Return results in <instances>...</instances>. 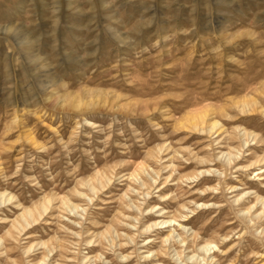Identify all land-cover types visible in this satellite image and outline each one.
Wrapping results in <instances>:
<instances>
[{"label": "clouds", "instance_id": "clouds-1", "mask_svg": "<svg viewBox=\"0 0 264 264\" xmlns=\"http://www.w3.org/2000/svg\"><path fill=\"white\" fill-rule=\"evenodd\" d=\"M99 7L106 10L110 5L102 0ZM205 7L210 14L211 5ZM91 11L96 33L88 44L91 50L64 69L67 77L79 71L81 62H95L101 55L102 33L103 43L106 36L121 57L151 56L153 47L161 58L166 52L167 37L149 39L163 30L165 17L148 16L139 8L126 23L106 13L101 28L95 0ZM260 15L255 13L240 27L235 43L254 45L264 60ZM181 32L196 36L200 30L192 21ZM248 63L241 60L239 67L246 69ZM165 99L168 103L161 104L143 128L134 122L141 119L135 111L97 106L66 112L76 121L70 141L59 138L42 155L24 152L12 171L0 159V225L11 224L0 232V264H94L98 259L102 264H240L250 257L264 258V211L256 210L264 208V197L252 204L259 194L246 183L264 188V127L247 123L255 118L264 124V98L230 111L209 104L203 123L179 140L172 130L175 110L193 99V89H174ZM194 131L203 139L185 143ZM33 205L40 210L28 218L24 209ZM117 206L119 212L108 219L105 214ZM222 213L235 227L205 231ZM95 248L100 253L90 255ZM38 253L42 259H36ZM229 253L234 255L229 258Z\"/></svg>", "mask_w": 264, "mask_h": 264}, {"label": "rangeland", "instance_id": "rangeland-1", "mask_svg": "<svg viewBox=\"0 0 264 264\" xmlns=\"http://www.w3.org/2000/svg\"><path fill=\"white\" fill-rule=\"evenodd\" d=\"M101 2L95 0L96 21L101 28L106 13L126 23L139 8L148 16L165 17L163 30L149 37H167L162 58L154 47L151 56H118L106 36L103 43L102 33L101 55L95 62H81L79 71L67 77L64 69H70L80 55L91 50L88 44L96 35L89 20L94 15L92 0H59V4L57 0H0V159L9 171L15 169L24 152L42 155L49 151L50 143L59 138L70 141L75 136V118L66 112H87L97 106L108 111H135L141 119L134 122L143 128L148 117L168 103L165 93L187 86L193 89V99L175 110L172 122V130L178 133L175 139L179 140L192 128L190 119L195 118L198 125L203 123L209 104L230 111L264 98V60L259 50L246 41L235 43L240 39V27L255 13L260 12L259 20L264 21V0H144L142 5L139 0H104L110 5L106 10L100 9ZM206 4L211 5L210 14ZM192 21L197 22L200 33H182L181 29L191 27ZM241 60L249 61L246 69L239 67ZM247 123L253 128L264 127L255 118ZM96 139L93 137V145ZM201 139L194 131L185 143H199ZM154 143L153 138L147 145L148 153ZM50 154L55 155V151ZM97 159L100 161L99 156ZM134 174L131 171L130 175ZM246 183L259 194L251 201L256 204L264 197V188L253 181ZM39 210L35 205L24 209L28 218ZM237 210L245 212L244 207ZM118 212L117 206L105 215L111 219ZM10 219L15 217L10 215ZM234 227L222 213L205 231L218 228L224 232ZM8 228L11 224L0 225V232ZM40 238L47 239L43 235ZM100 251L91 249L89 254ZM11 255L14 258L16 254ZM233 255L228 254L229 258ZM42 258L38 253L36 259ZM64 264H70V260ZM240 264H264V258L250 257Z\"/></svg>", "mask_w": 264, "mask_h": 264}, {"label": "bare ground", "instance_id": "bare-ground-1", "mask_svg": "<svg viewBox=\"0 0 264 264\" xmlns=\"http://www.w3.org/2000/svg\"><path fill=\"white\" fill-rule=\"evenodd\" d=\"M201 118V117H200ZM189 124L193 129H195L197 126H199L195 120V118L190 119ZM162 259V258H161Z\"/></svg>", "mask_w": 264, "mask_h": 264}]
</instances>
